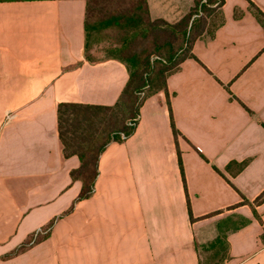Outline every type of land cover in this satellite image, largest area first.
Wrapping results in <instances>:
<instances>
[{"label":"crops","instance_id":"0c3cea01","mask_svg":"<svg viewBox=\"0 0 264 264\" xmlns=\"http://www.w3.org/2000/svg\"><path fill=\"white\" fill-rule=\"evenodd\" d=\"M147 1L169 24L195 3ZM86 12L87 0H0V264H200L196 246L219 237L227 264H264V27L249 0H225L224 22L76 202L80 160L64 155L58 106H113L129 79L121 61L89 59Z\"/></svg>","mask_w":264,"mask_h":264},{"label":"trees","instance_id":"16d2710c","mask_svg":"<svg viewBox=\"0 0 264 264\" xmlns=\"http://www.w3.org/2000/svg\"><path fill=\"white\" fill-rule=\"evenodd\" d=\"M224 3L225 0H195L194 6L183 19L169 24L151 18L147 0H87L85 27L88 53L91 48L89 39L94 32H104L114 26L139 33L137 39L124 43L117 56L110 57L124 63L129 74L128 82L115 105L61 103L58 106V128L64 155L77 156L80 160V166L71 171L72 180L82 182L76 202L93 196L99 160L107 146L112 142L123 143L134 134L145 100L161 91L167 93L168 78L186 59L195 58L193 48L196 41L205 33L213 34L224 22ZM249 3L253 14L264 27V12L252 1L249 0ZM89 59L95 61L93 57ZM127 119L131 120L130 125L125 124ZM172 127L177 140L180 133L173 118ZM260 202L258 198L255 203ZM52 225L53 222L46 229ZM47 235L39 236L36 241ZM31 240L16 253L25 251ZM202 247L208 251L224 252L223 261L227 264L228 243L224 237ZM196 248L200 255L199 246ZM200 264H204L201 255Z\"/></svg>","mask_w":264,"mask_h":264},{"label":"rangeland","instance_id":"374dc122","mask_svg":"<svg viewBox=\"0 0 264 264\" xmlns=\"http://www.w3.org/2000/svg\"><path fill=\"white\" fill-rule=\"evenodd\" d=\"M139 32L128 29L112 27L104 32L91 35L89 39L90 53L95 61L104 60L117 56L125 42L134 41L138 38ZM141 43L138 42V44ZM124 55V54H123ZM125 124L130 125L131 120H126ZM199 251L204 264H224V252L217 253L216 250H206L199 246Z\"/></svg>","mask_w":264,"mask_h":264},{"label":"built area","instance_id":"2783aa9c","mask_svg":"<svg viewBox=\"0 0 264 264\" xmlns=\"http://www.w3.org/2000/svg\"><path fill=\"white\" fill-rule=\"evenodd\" d=\"M47 233V231H39V232H37L35 235H34V237H33V241L32 242H34V241H36V239L41 235V234H46Z\"/></svg>","mask_w":264,"mask_h":264}]
</instances>
